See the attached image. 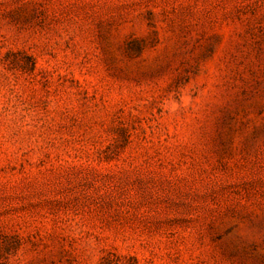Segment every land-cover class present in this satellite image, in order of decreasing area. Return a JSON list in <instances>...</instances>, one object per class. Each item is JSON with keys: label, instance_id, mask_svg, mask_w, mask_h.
Segmentation results:
<instances>
[{"label": "rangeland", "instance_id": "1", "mask_svg": "<svg viewBox=\"0 0 264 264\" xmlns=\"http://www.w3.org/2000/svg\"><path fill=\"white\" fill-rule=\"evenodd\" d=\"M0 264H264V0H0Z\"/></svg>", "mask_w": 264, "mask_h": 264}]
</instances>
